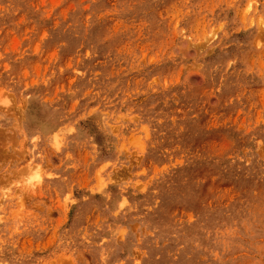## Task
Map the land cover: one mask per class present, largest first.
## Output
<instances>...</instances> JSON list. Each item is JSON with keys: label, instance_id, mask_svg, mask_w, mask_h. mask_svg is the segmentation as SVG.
<instances>
[{"label": "rangeland", "instance_id": "obj_1", "mask_svg": "<svg viewBox=\"0 0 264 264\" xmlns=\"http://www.w3.org/2000/svg\"><path fill=\"white\" fill-rule=\"evenodd\" d=\"M0 264H264V0H0Z\"/></svg>", "mask_w": 264, "mask_h": 264}, {"label": "bare ground", "instance_id": "obj_2", "mask_svg": "<svg viewBox=\"0 0 264 264\" xmlns=\"http://www.w3.org/2000/svg\"><path fill=\"white\" fill-rule=\"evenodd\" d=\"M212 38H213V37H212ZM207 39L210 40L209 38H207ZM208 40H207V41H208ZM208 42H209V41H208ZM206 43H207V42H206ZM201 45H202V44H201ZM199 46H200V45H199ZM200 47H201V46H200Z\"/></svg>", "mask_w": 264, "mask_h": 264}]
</instances>
